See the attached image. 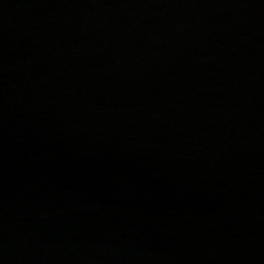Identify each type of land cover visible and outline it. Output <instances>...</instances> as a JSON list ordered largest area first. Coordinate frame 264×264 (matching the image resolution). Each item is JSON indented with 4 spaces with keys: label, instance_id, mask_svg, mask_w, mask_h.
<instances>
[{
    "label": "water",
    "instance_id": "water-1",
    "mask_svg": "<svg viewBox=\"0 0 264 264\" xmlns=\"http://www.w3.org/2000/svg\"><path fill=\"white\" fill-rule=\"evenodd\" d=\"M0 264H264V0H0Z\"/></svg>",
    "mask_w": 264,
    "mask_h": 264
}]
</instances>
